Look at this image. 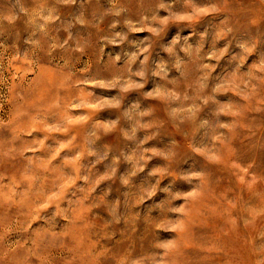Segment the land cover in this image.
I'll return each instance as SVG.
<instances>
[{
  "label": "rangeland",
  "instance_id": "obj_1",
  "mask_svg": "<svg viewBox=\"0 0 264 264\" xmlns=\"http://www.w3.org/2000/svg\"><path fill=\"white\" fill-rule=\"evenodd\" d=\"M0 264H264V0H0Z\"/></svg>",
  "mask_w": 264,
  "mask_h": 264
}]
</instances>
